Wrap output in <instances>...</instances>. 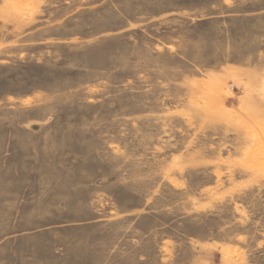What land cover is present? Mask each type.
I'll return each instance as SVG.
<instances>
[{
	"label": "rangeland",
	"instance_id": "rangeland-1",
	"mask_svg": "<svg viewBox=\"0 0 264 264\" xmlns=\"http://www.w3.org/2000/svg\"><path fill=\"white\" fill-rule=\"evenodd\" d=\"M0 264H264V0H0Z\"/></svg>",
	"mask_w": 264,
	"mask_h": 264
}]
</instances>
